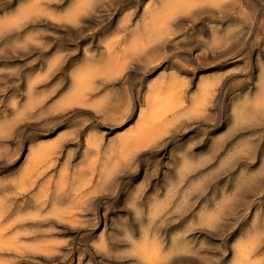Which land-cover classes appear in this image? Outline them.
<instances>
[{
	"label": "rangeland",
	"instance_id": "1",
	"mask_svg": "<svg viewBox=\"0 0 264 264\" xmlns=\"http://www.w3.org/2000/svg\"><path fill=\"white\" fill-rule=\"evenodd\" d=\"M77 1L0 0V264H236L241 241L251 250L248 261L264 264V0H223L220 7L195 3L172 19L175 30L168 40L148 45L123 72L112 73L109 68L133 42L145 12L165 0H81L86 7L72 18ZM87 63L102 69L94 89L80 103L65 102L76 71ZM153 81L162 82L161 94L175 100L160 125L151 123L146 130L139 118L152 111L147 94L153 93ZM205 83L212 97L207 107L192 112ZM256 100V110L244 115ZM135 135L140 142L126 160L110 151ZM106 168L110 175L102 177ZM23 173L33 175L36 184L20 193ZM45 187L43 205L34 199ZM57 190L63 196L58 203ZM66 218H79L80 226L76 220L72 229ZM1 239L7 242L1 245ZM134 240L135 246H156L154 258L146 262L134 255ZM21 241L19 248L15 244ZM28 245L36 246L31 253Z\"/></svg>",
	"mask_w": 264,
	"mask_h": 264
},
{
	"label": "bare ground",
	"instance_id": "2",
	"mask_svg": "<svg viewBox=\"0 0 264 264\" xmlns=\"http://www.w3.org/2000/svg\"><path fill=\"white\" fill-rule=\"evenodd\" d=\"M35 1H37V0H35ZM84 1V0H83ZM83 1H77V3H76V6H75V8H73V10H71V15H70V17H76L80 12H81V9L83 10V8H84V6L86 7V5H85V3L83 2ZM86 1V0H85ZM121 1V0H120ZM24 2V1H23ZM87 2H89V1H87ZM87 2H86V4H87ZM202 2H206V3H211V4H214V5H217L218 7H220V6H222V3H223V0H165L161 5H159V6H153V7H150L146 12H145V14H144V16H143V18H142V21L133 29V36H134V39H133V42L131 43V45L123 52V54L119 57V54H118V57H119V59L117 60V62H116V65L115 66H113V67H110L109 68V72L111 71V73L112 72H123V70H125V68L127 67V64L131 61V60H134L135 58H136V56H138L139 54H141L143 51H145L146 50V48H147V46L148 45H152V44H154L155 45V47H156V45H157V47H159V45L163 42V41H165L166 40V38H167V40H168V37L172 34V32L175 30L174 29V25H173V22H172V19L178 14V13H180V12H184V11H188V10H190V8L192 7V5L193 4H195V3H202ZM24 4V3H23ZM26 5V4H25ZM88 5V4H87ZM95 8V7H94ZM93 8V9H94ZM25 9V8H24ZM21 10V9H20ZM95 11V10H94ZM100 12V11H99ZM53 13V12H52ZM187 13V12H186ZM104 14V13H103ZM188 14V13H187ZM25 15V14H24ZM41 15V14H40ZM115 16V15H114ZM15 17V16H14ZM54 17V16H53ZM72 17V18H73ZM65 18V17H64ZM134 19V18H133ZM51 20H52V17H51ZM50 20V21H51ZM244 21V20H243ZM91 22V21H90ZM120 22H122V21H120ZM258 22V21H257ZM6 23H7V21H6ZM11 23V22H10ZM7 24H9V23H7ZM6 24V25H7ZM55 24V23H54ZM253 24V23H252ZM11 25V24H10ZM119 25H120V23H119ZM122 25H123V23H122ZM133 25V24H132ZM11 27V26H10ZM15 27V26H14ZM80 27H82V26H80ZM84 27V26H83ZM82 27V28H83ZM81 28V29H82ZM120 29V28H119ZM98 30V29H97ZM116 30H117V28H116ZM253 30V29H252ZM24 32V31H23ZM79 32V31H78ZM90 32V31H89ZM71 33V32H70ZM110 38V37H109ZM83 39V38H82ZM113 39V38H112ZM114 40V39H113ZM110 41H111V39H110ZM109 42V41H108ZM112 42V41H111ZM111 42H109V43H111ZM107 45H108V43H106ZM18 45V44H17ZM94 45H96V44H94ZM109 46V45H108ZM71 47V46H70ZM97 47V46H96ZM95 47V48H96ZM99 47V46H98ZM23 48V47H22ZM108 48V47H107ZM111 50H113V49H111ZM71 52V51H70ZM87 52V51H86ZM66 53V52H65ZM64 54V53H63ZM73 54V53H72ZM85 54V53H84ZM181 54V53H180ZM58 55V54H57ZM66 55V54H65ZM82 55V54H81ZM63 56V55H62ZM70 56V55H69ZM78 56V55H77ZM175 56V55H174ZM177 56V55H176ZM54 57V56H53ZM57 58H58V60H59V56H56ZM12 58V57H11ZM73 58V57H72ZM75 58H78V57H75ZM95 58V57H94ZM53 59H55V58H53ZM52 59V60H53ZM113 60V59H112ZM55 61V60H54ZM57 61V60H56ZM55 61V62H56ZM69 61V60H68ZM78 62V61H77ZM113 62V61H112ZM192 62H193V60H192ZM51 65V64H50ZM200 67V66H199ZM158 68V67H157ZM10 69V68H9ZM48 69H49V67H48ZM206 70V69H205ZM131 71V70H130ZM204 71V70H203ZM9 72V71H8ZM44 72V71H43ZM46 72H48V71H46ZM46 72H44V73H46ZM64 72H65V70H64ZM71 72V71H70ZM75 72V71H74ZM102 72V69H100L99 67H97V66H94L93 64H90V63H87L86 65H85V67H83L80 71H76V73H75V76H74V81H75V85H74V87H73V89L71 90V92L66 96V94H65V98H64V101L65 102H75V101H79V103H80V101L82 100H86V98L89 96V94L91 93V91L94 89V83H95V77H96V75L97 74H99V73H101ZM183 72V71H182ZM181 72V73H182ZM188 73V72H187ZM14 74V73H13ZM108 74V73H107ZM141 74V73H140ZM139 74V75H140ZM2 75V74H1ZM35 75V74H34ZM42 75V74H41ZM116 75V74H115ZM148 75V74H147ZM122 76V75H121ZM188 76V75H187ZM2 77H4V76H2ZM213 78V77H212ZM108 79V78H107ZM117 79V78H116ZM16 80V79H15ZM133 80V79H132ZM61 81V80H60ZM106 81V80H105ZM59 82V81H58ZM154 82V84H153V91H151V92H153L152 93V95L150 94V97L148 96V94H147V97H148V101H149V103H150V105H151V107H152V111H151V113L149 112V114H147L146 115V113H145V111L143 112L142 110V112L143 113H145V117L143 118V117H140L139 119H144V120H142L143 121V123L141 122V120H140V122L143 124V128L144 129H146L147 130V128H148V125L149 124H151V123H154V122H158V121H160V119H161V117H162V115H163V113L168 109V108H170V107H172L174 104V100H175V97L174 96H172V95H162L161 94V92H160V87L158 86L159 84L161 85V83L162 82H160V83H158V85L156 84L155 85V81H153ZM209 82V81H208ZM5 83V82H4ZM18 83V82H17ZM102 83V82H101ZM156 83H157V81H156ZM114 85H116V84H114ZM150 86H151V84H149ZM207 85H208V83L206 84H204L203 85V92H202V94L200 95V96H196L195 98H194V105L192 106V112H198L199 110H200V108H201V106L203 105V104H205L204 106H206V101H207V99H209V98H211L212 96H211V94H209V96H211V97H208V92H207ZM212 84H210L209 86H210V88L212 87L211 86ZM70 86V85H69ZM107 86V85H106ZM118 86V85H117ZM208 86V87H209ZM107 88V87H106ZM146 88V87H145ZM214 87H212V89H213ZM264 88V87H263ZM137 89V88H136ZM190 89V88H189ZM138 90V89H137ZM28 91V90H27ZM108 91V90H107ZM115 91V90H114ZM150 91V90H149ZM30 92V91H29ZM28 92V93H29ZM175 92V91H174ZM178 91H176V93H177ZM184 92V91H183ZM114 93V92H113ZM149 93V92H148ZM189 94V93H188ZM16 96H17V94H16ZM95 96H96V94H95ZM105 96H106V94H105ZM186 96H187V94H186ZM30 97V96H29ZM32 97V96H31ZM44 97V96H43ZM102 97H104V96H102ZM104 98H106V97H104ZM1 99V98H0ZM33 99V98H32ZM95 99V98H94ZM97 99H99V98H97ZM146 99V98H145ZM5 100V99H4ZM104 102H107V101H105L104 99H102ZM107 100H108V98H107ZM147 100V99H146ZM1 101V100H0ZM34 101V100H33ZM102 102V101H101ZM186 102V101H185ZM261 102V101H260ZM60 103V102H59ZM82 103V102H81ZM86 103V102H85ZM177 103H178V101H177ZM187 103V102H186ZM209 103V102H208ZM47 104V103H46ZM57 104V103H56ZM83 104V103H82ZM88 104V103H87ZM90 104H92V103H90ZM94 104V103H93ZM250 104L251 105H253L254 107H252V109H249V111L247 112V113H245L244 115H246V116H249V115H251V113L254 111V110H256V108H257V105H258V102H257V100L256 101H252V102H250ZM264 104V103H263ZM12 105V104H11ZM80 105V104H79ZM98 105H99V103H98ZM208 105V104H207ZM209 105H210V103H209ZM84 106H86V105H84ZM88 106V105H87ZM95 106H96V103H95ZM263 106V105H262ZM63 107V106H62ZM62 107H61V110H62ZM83 107V106H82ZM89 107V106H88ZM94 107V106H93ZM93 107H91V108H93ZM207 107V106H206ZM50 108V107H49ZM64 108V107H63ZM68 108V107H67ZM95 108L96 107H94L93 108V110H95ZM130 108V107H129ZM204 108V107H203ZM245 108V107H244ZM244 108L241 110V111H243L244 110ZM15 109V108H14ZM65 109V108H64ZM99 109V108H98ZM240 109V108H239ZM263 109V108H262ZM262 109H261V111H262ZM16 110V109H15ZM54 110V109H53ZM57 110V109H56ZM60 110V111H61ZM66 110V109H65ZM71 110V109H70ZM91 110V109H90ZM100 110V109H99ZM186 110V109H185ZM97 111V110H96ZM240 111V112H241ZM51 112V111H50ZM130 112V111H129ZM129 112H127V113H129ZM19 113V112H18ZM202 113V112H201ZM242 113V112H241ZM16 114V113H15ZM19 114H21V113H19ZM48 114V113H47ZM57 114H59V113H57ZM99 114V113H98ZM243 114V113H242ZM51 115V114H50ZM55 115V114H54ZM79 115V114H78ZM88 115V114H87ZM134 115V114H133ZM138 115H142V114H138ZM179 115V114H178ZM16 116H19L18 114L16 115ZM21 116V115H20ZM19 116V117H20ZM184 116V115H183ZM201 116V115H200ZM241 116V115H240ZM36 117H39V116H36ZM185 117V116H184ZM187 117V116H186ZM251 117H253V115L252 116H250V118ZM45 118V117H44ZM69 118V117H68ZM73 118V117H72ZM243 118V117H242ZM248 118V117H247ZM246 118V119H247ZM18 119V118H17ZM16 119V120H17ZM93 119V118H92ZM94 120V119H93ZM92 120V121H93ZM163 120V119H162ZM260 120V119H259ZM66 121V120H65ZM69 121V120H68ZM252 121V120H251ZM261 121V120H260ZM18 122V121H17ZM70 122V121H69ZM98 122V121H97ZM0 123H2V122H0ZM16 123V122H15ZM93 123V122H92ZM100 123V122H99ZM159 124H158V126L160 125V122H158ZM127 124H128V122H127ZM162 124V123H161ZM67 125V124H66ZM155 125V124H154ZM1 127L3 126V125H0ZM12 126V125H11ZM64 126V125H63ZM74 126V125H73ZM17 127V126H16ZM59 127V126H58ZM69 127V126H68ZM131 127V126H130ZM161 127V126H160ZM165 127V126H164ZM15 128V127H14ZM94 128V127H93ZM121 128V127H120ZM141 128V127H140ZM3 129H5V128H3ZM60 129V128H59ZM65 129V128H64ZM68 129V128H67ZM84 129H86V128H84ZM100 129V128H99ZM160 129V128H159ZM165 128H163V130H164ZM8 130H9V128H8ZM29 130V129H28ZM55 130H57V128L55 129ZM131 130V129H130ZM142 130V129H141ZM3 131V130H2ZM143 131V130H142ZM13 132V131H12ZM71 132V131H70ZM101 132V131H100ZM146 132V131H145ZM160 132V131H159ZM48 133V132H47ZM46 133V134H47ZM65 133V132H64ZM105 133V132H104ZM147 133V132H146ZM161 133V132H160ZM53 134V133H52ZM164 134V133H163ZM162 134V135H163ZM26 135V134H25ZM76 135V134H75ZM74 135V136H75ZM126 135V134H125ZM4 136V135H3ZM48 136V135H47ZM60 136V135H59ZM73 136V135H72ZM136 136V135H135ZM146 136V135H145ZM5 137V136H4ZM65 137V136H64ZM150 137V136H149ZM154 137V136H153ZM153 137H152V139H153ZM163 137V136H162ZM8 138V137H7ZM44 138V137H43ZM68 138V137H67ZM88 138H90V137H88ZM87 138V139H88ZM95 138H97V137H95ZM98 138H102L101 140L103 141L104 139H103V136L102 137H98ZM133 138V139H132ZM140 137H138L137 138V136L136 137H134V136H132L131 137V139H129V140H122V141H120V143H118V145H113V144H110L112 147H110L111 148V150L110 151H113V152H117V154L118 155H121L124 159H125V156H127L135 147H138V143L140 142V139H139ZM155 138H157V136L155 137ZM70 139V138H69ZM68 139V140H69ZM91 139V138H90ZM139 139V140H138ZM151 139V140H152ZM40 140V139H39ZM53 140H55V139H53ZM58 140V139H57ZM70 140H72V139H70ZM69 140V141H70ZM96 140V139H95ZM101 140H99V141H101ZM111 140V139H110ZM109 140V141H110ZM143 140V139H142ZM99 141H96V142H99ZM113 141V140H112ZM144 141V140H143ZM148 142V141H147ZM146 142V143H147ZM86 143V142H85ZM89 143V142H88ZM87 143V144H88ZM103 143V142H102ZM109 143V142H108ZM110 143H112L111 141H110ZM67 144V143H66ZM76 144V143H75ZM68 145H70V144H68ZM67 145V146H68ZM89 145V144H88ZM91 145H92V143H91ZM101 145V144H100ZM99 145V146H100ZM53 146V145H52ZM60 146V145H59ZM95 146H96V144H95ZM97 146H98V144H97ZM102 146V145H101ZM41 147V146H40ZM66 147V146H65ZM107 147V146H106ZM109 147H107V148H109ZM91 148V147H90ZM97 148V147H96ZM99 148V147H98ZM101 148H103V146L101 147ZM105 148V147H104ZM28 149V148H27ZM56 149V148H55ZM65 149V148H64ZM145 149V148H144ZM32 150V149H31ZM42 150H44L45 151V148L44 149H42ZM67 150V149H66ZM69 150V149H68ZM143 150V149H142ZM1 151V150H0ZM36 151H38V150H35V152ZM73 151H74V149H73ZM77 151V150H76ZM102 151V150H101ZM104 151V150H103ZM34 152V151H33ZM34 152V153H35ZM106 152H108V151H106ZM115 152V153H116ZM30 153H32V151L30 152ZM37 153V152H36ZM43 153V155H45V153L44 152H42ZM50 153V152H49ZM105 154H107V153H105ZM1 155V154H0ZM32 155V154H31ZM41 155L42 154H39V157H41ZM102 155V154H101ZM112 155V154H111ZM144 155V154H143ZM38 156V155H37ZM37 156L35 155V158H37ZM51 156H52V154H51ZM54 156V155H53ZM52 156V157H53ZM98 157L100 156V155H97ZM32 157V156H31ZM31 157H29V158H31ZM42 157H44V156H42ZM46 157H48V156H46ZM94 157V156H93ZM103 157H104V154H103ZM111 157V156H110ZM113 157V156H112ZM111 157V158H112ZM115 157V156H114ZM121 157V159L123 160V158ZM45 158V157H44ZM78 158V157H77ZM95 158V157H94ZM100 158V157H99ZM117 158V157H116ZM127 158V157H126ZM28 159V158H27ZM41 159V158H40ZM46 159V158H45ZM48 159V158H47ZM55 159V158H54ZM107 159H109V158H107ZM106 159V160H107ZM114 160H115V158H113ZM39 160V159H38ZM37 160V161H38ZM42 160V159H41ZM40 160V161H41ZM61 160V159H60ZM95 160H97V158L95 159ZM113 160V161H114ZM126 160V159H125ZM127 160H129V159H127ZM7 161V160H6ZM30 161V160H29ZM33 161V160H32ZM36 161V162H37ZM50 161V160H49ZM88 161H90V160H88ZM104 161H105V159H104ZM116 161V160H115ZM118 161V160H117ZM116 161V162H117ZM120 161V160H119ZM17 162V161H16ZM35 162V161H34ZM33 162V163H34ZM42 162H43V160H42ZM41 162V163H42ZM45 162H47V161H45ZM44 162V163H45ZM54 162V161H53ZM92 162L93 163H96V162H94L93 160H92ZM92 162L91 163H89V166L90 165H92ZM108 162H110L109 160H108ZM23 163V162H22ZM33 163H32V165H33ZM39 163L40 165H42V164H44V163ZM58 163V162H57ZM103 163H106V162H103ZM128 163H129V161H128ZM36 164V163H35ZM109 164V163H108ZM107 164V165H108ZM121 164V163H120ZM119 164V162H118V165H120ZM23 165V164H22ZM115 165H117V163L115 164ZM127 165V164H126ZM28 166V165H27ZM37 166V165H36ZM60 166V165H59ZM67 166V165H66ZM66 166H65V168H66ZM81 166V165H80ZM85 166V165H84ZM96 166V165H95ZM94 166V167H95ZM113 166V165H112ZM6 167V166H5ZM46 167V166H45ZM44 167V168H45ZM49 167V166H48ZM48 167H46V169L48 168ZM58 167V166H57ZM93 167V166H92ZM108 167V166H107ZM111 167V166H110ZM18 168V167H17ZM27 168V167H26ZM28 168H30L29 166H28ZM82 168V167H81ZM90 168V170H91V167H89ZM112 168V167H111ZM111 168H109V169H107L106 168V170L104 171V175H102V177H104L105 175H110L109 173L111 172ZM116 167L114 166L112 169H115ZM118 168V167H117ZM116 168V169H117ZM12 169V168H11ZM19 169V168H18ZM17 169V170H18ZM32 169V168H31ZM49 169H51V168H49ZM58 169V168H57ZM79 169H80V167H79ZM94 169V168H93ZM116 169L114 170V171H116ZM125 169V168H124ZM25 170H27V169H25ZM42 170H45V169H42ZM41 170V171H42ZM52 170V169H51ZM64 170V169H63ZM67 170V169H66ZM101 170V169H100ZM28 171H30V170H28ZM62 171V170H61ZM92 171V170H91ZM90 171V172H91ZM101 171H103V170H101ZM113 171V170H112ZM27 171H25L24 173H26ZM44 172V171H43ZM70 172H71V170H70ZM12 173V172H11ZM23 173V174H24ZM29 173V172H28ZM27 173V174H28ZM41 173V172H40ZM53 173V172H52ZM61 173V172H60ZM59 173V174H60ZM64 173V172H63ZM69 173V172H68ZM67 173V171H66V175L68 174ZM81 173H82V171H81ZM94 172H91V174H93ZM103 173V172H102ZM101 173V174H102ZM116 172H113L112 174H115ZM15 174V173H14ZM38 174V173H37ZM36 174V175H37ZM90 174V173H89ZM112 174H111V176H110V178L112 177L113 178V176H112ZM12 175V174H11ZM25 175V174H24ZM36 175H35V177H36ZM41 175L42 174H40L39 175V177H41ZM116 175V174H115ZM185 175V174H184ZM10 176V175H9ZM31 176H33V175H31ZM31 176H29V175H25L22 179H20V178H18V180L19 181H21V185H20V193L21 192H27V191H29V189H31L32 190V187L36 184V180H34V178H32ZM62 176V175H61ZM121 176V175H120ZM44 177V176H43ZM52 177H53V175H52ZM51 177V178H52ZM73 177V176H72ZM12 178V177H11ZM50 178V179H51ZM82 178V177H81ZM85 177L83 176V178L82 179H84ZM111 178V179H112ZM37 179V178H36ZM73 179H75V178H73ZM104 180H106V179H104ZM19 181H18V184H16V183H14L15 185H19ZM39 181V180H38ZM52 181V180H51ZM57 181V180H56ZM82 181H85V180H82ZM89 181V180H88ZM14 182H17V181H14ZM44 182V181H43ZM49 182V181H48ZM64 182V180L62 181V183ZM87 182V181H86ZM65 183H66V181H65ZM64 183V185H65V187L64 188H66V184ZM106 182H104V184H105ZM13 184V186H15ZM46 184V183H45ZM44 184V185H45ZM48 184V183H47ZM71 184V183H70ZM86 184V183H85ZM87 185H88V183H87ZM106 185V184H105ZM108 185V184H107ZM77 186H78V184H77ZM76 186V187H77ZM102 185H100V188H102L103 187V189H104V187L105 186H102ZM49 187V186H48ZM75 187V186H74ZM85 187V185L83 186V188ZM98 187V186H97ZM96 187V188H97ZM69 188V187H68ZM83 188H81L82 190H83ZM99 188V189H100ZM140 188V187H139ZM58 189V188H57ZM77 189H80V185H79V187H77ZM98 189V188H97ZM97 189H95V190H97ZM102 189V190H103ZM136 189H138V188H136ZM41 190H42V188H41ZM59 190L61 191L62 190V186H61V188H59ZM94 190V189H93ZM39 191H40V189H39ZM47 191H48V188L46 189V187L42 190V191H40V192H42L41 193V196L40 195H38L40 198H39V200H38V198L37 199H34V200H37V201H39V203L41 202L43 205H44V202H46V196H47ZM60 191H58L57 190V194H56V201H57V203L58 202H60V200L59 199H63V196H62V194H60ZM68 191H69V189H68ZM78 190H76V193L74 192V194H77L78 192H77ZM106 191V190H105ZM138 191V190H137ZM14 192L15 191H13V194H14ZM17 192H18V190H17ZM94 192V191H93ZM97 191H95V193H96ZM68 193V192H67ZM70 193H72V192H70ZM70 193H69V195H70ZM82 193V192H81ZM90 193V192H89ZM98 194L97 195H99V192H97ZM136 193V192H135ZM9 194V193H8ZM40 194V193H39ZM86 194V193H85ZM92 194V193H91ZM5 195H6V192H5ZM50 195V194H49ZM54 195V194H53ZM65 195H66V193H65ZM96 195V196H97ZM131 195V194H130ZM129 195V196H130ZM13 196V195H12ZM62 196V197H61ZM90 196V195H89ZM95 196V197H96ZM106 196V195H105ZM50 197H51V195H50ZM54 197V196H53ZM80 197V196H79ZM86 197V196H85ZM92 197V196H91ZM134 197V196H133ZM160 197V196H159ZM10 198H11V195H10ZM32 198H36V196L35 197H33L32 196ZM67 198V197H66ZM74 198H76L75 196H74ZM78 198V197H77ZM84 198V196H82V198L81 199H83ZM92 198H94V196L92 197ZM155 198V197H154ZM153 198V199H154ZM81 199L80 200H77V204L79 203V202H81ZM86 199H87V197H86ZM85 198H84V200H86ZM72 200V199H71ZM70 200V201H71ZM106 200V199H105ZM75 201V200H74ZM72 202H73V200H72ZM86 202V201H85ZM90 202V201H89ZM185 202V201H184ZM36 203V202H35ZM34 203V204H35ZM38 203V204H39ZM70 203V202H69ZM75 203H76V201H75ZM37 204V203H36ZM37 204V205H38ZM46 204V203H45ZM71 204V203H70ZM80 204V203H79ZM155 204V203H154ZM8 205V204H7ZM61 205V204H60ZM60 205H58L59 207H60ZM72 206L74 205L75 206V204L74 203H72L71 204ZM82 205V204H81ZM90 205V204H89ZM135 205V204H134ZM1 206V205H0ZM55 206V205H54ZM57 205H56V207H58ZM66 206V205H65ZM83 206V205H82ZM93 206V205H92ZM153 206V205H152ZM36 207V206H35ZM48 207V206H47ZM67 207H68V205H67ZM67 207H64V209L66 208L67 209ZM85 207V206H84ZM136 208V207H135ZM150 208V207H149ZM156 208V207H155ZM35 209V208H34ZM58 209V208H57ZM65 209V210H66ZM2 210V209H1ZM56 210V209H55ZM59 210V209H58ZM58 210L56 211V213L57 214H60V213H65V212H60V213H58ZM64 210V211H65ZM68 210V209H67ZM137 210V209H136ZM151 210H152V208H151ZM150 210V211H151ZM14 211V210H13ZM28 211V210H27ZM39 211V210H38ZM155 211V210H154ZM216 211V210H215ZM214 211V212H215ZM3 212V211H2ZM8 212V211H7ZM40 213H41V211H39ZM68 212V211H67ZM75 212H77V211H75ZM82 212V211H81ZM80 212V213H81ZM147 212V211H146ZM152 212V211H151ZM150 212V213H151ZM4 213V212H3ZM9 213V212H8ZM30 213H32V211L30 212ZM47 213H48V211H47ZM52 213H53V211H52ZM96 213H97V209H96ZM149 213V212H148ZM161 213V212H160ZM17 214H19V213H17ZM33 214H36V212L35 213H32V214H30V216L31 215H33ZM76 214V213H75ZM212 214V213H211ZM216 214V213H215ZM0 215H2L1 213H0ZM27 215V214H26ZM25 215V217L27 218V216ZM38 215V214H37ZM44 215H47L48 216V214H44ZM66 215H68V214H66ZM70 216H71V214H69ZM74 215V214H73ZM151 215V214H150ZM204 215V214H203ZM207 215V214H206ZM3 216V215H2ZM15 216V215H14ZM29 216V215H28ZM30 216H29V218H30ZM34 217H35V215H33ZM43 216V215H42ZM41 216V217H42ZM47 216H45L46 218L45 219H47L48 217ZM54 216V215H53ZM69 216V217H70ZM86 216V215H85ZM92 216V215H91ZM1 217V216H0ZM22 217V216H21ZM39 217V216H38ZM40 217V219L41 220H44V219H42ZM52 216H50L49 218H51ZM58 217V216H57ZM57 217H55V218H57ZM63 217H64V214H63ZM62 217V219H64ZM68 217V216H67ZM149 217V216H148ZM199 217H201V216H199ZM218 217V216H217ZM14 218V217H13ZM16 218V217H15ZM20 218V217H19ZM54 218V217H53ZM72 218V217H71ZM83 218V217H82ZM208 218V217H207ZM17 219V218H16ZM31 219H33V221L35 222V218H31ZM58 219V218H57ZM60 219V218H59ZM79 219V218H78ZM78 219H76V220H78ZM81 219V218H80ZM206 219V217L204 218V220ZM209 219V218H208ZM1 220V219H0ZM14 220V219H13ZM18 220V219H17ZM24 220V219H23ZM28 220V219H27ZM26 220V221H27ZM54 220V219H53ZM75 220V219H74ZM73 220V221H74ZM75 220V221H76ZM86 220V219H85ZM150 220V219H149ZM212 220V219H211ZM217 220V219H216ZM22 221V220H21ZM25 221V220H24ZM29 221H30V219H29ZM44 221H46V220H44ZM62 221H64V220H62ZM61 221V222H62ZM66 221L68 222L69 221V223L68 224H72V223H74V222H71L72 220H70V219H67L66 218ZM206 221H208V220H206ZM205 221V222H206ZM78 222H79V220L77 221V222H75V223H77L78 224ZM80 222H82V220L80 221ZM85 222V221H84ZM89 222V221H88ZM208 222H210V220L208 221ZM11 223V222H10ZM10 223H8V227H9V229H7L8 231L9 230H11L10 229ZM12 223H14V222H12ZM18 223V222H17ZM58 223H60V222H58ZM57 223V224H58ZM65 223V222H64ZM86 223V222H85ZM202 223H204L203 221H202ZM217 223V222H216ZM21 224V223H20ZM37 224V223H36ZM35 224V225H36ZM210 224H212V223H210ZM215 224V223H214ZM2 225V224H1ZM23 225V224H22ZM25 225V224H24ZM47 225V224H46ZM79 225V224H78ZM5 226V225H4ZM3 226V227H4ZM72 226L73 227H75V225H70V227L72 228ZM77 226V225H76ZM80 226V225H79ZM15 227V226H14ZM25 227V226H24ZM44 227V226H43ZM58 227V226H57ZM78 227V226H77ZM82 227H84V226H82ZM82 227H81V229H82ZM4 228H6V227H4ZM20 228V227H19ZM28 228H30L29 226H28ZM51 228V227H50ZM85 228V227H84ZM33 229H35V228H33ZM32 229V230H33ZM73 229V228H72ZM36 230V229H35ZM44 231H47L48 232V230L46 229H43ZM51 232H54L53 231V229L51 228ZM62 230V229H61ZM71 230V229H70ZM146 230V229H145ZM4 231V230H3ZM2 231V232H3ZM6 231V230H5ZM37 231V230H36ZM41 231H42V229H41ZM66 231V230H65ZM147 231H148V228H147ZM2 232H0V234H2ZM15 232V231H14ZM38 232L40 233V230L38 229ZM46 232V233H47ZM27 233H28V235L30 234V232H27L26 231V235H27ZM36 233V232H35ZM49 233H50V231H49ZM145 233H146V231H145ZM144 233V234H145ZM16 233H14V235H15ZM17 234H19L20 235V233H17ZM257 234V233H256ZM23 235V234H22ZM59 235V234H58ZM146 235V234H145ZM150 235V234H149ZM249 235V234H248ZM247 235V236H248ZM9 236V235H8ZM24 236V235H23ZM47 236V235H46ZM50 236V235H49ZM102 236V235H101ZM144 236V235H143ZM6 237V236H5ZM42 237H43V235H42ZM41 237V238H42ZM53 237H55V236H53ZM249 237V236H248ZM252 237V236H251ZM257 237V236H256ZM259 237V236H258ZM3 238H4V235H3ZM11 238H12V236H11ZM95 238V237H94ZM102 238V237H101ZM142 238V237H141ZM144 238V237H143ZM5 239H7V238H5ZM5 239H1L2 241H1V245H2V242H3V240H5ZM10 239V238H9ZM8 239V240H9ZM15 239H17L16 238V235H15ZM19 239V238H18ZM103 239V238H102ZM128 239H129V237H128ZM155 239V238H154ZM254 239V238H253ZM11 240H14V239H11ZM43 239H41V242H43L42 241ZM51 240V239H50ZM57 239H55V241H56ZM130 240V239H129ZM145 240H147V238L145 239ZM251 240V239H250ZM250 240H248V242L250 241ZM255 241H257V240H259V239H254ZM254 240H252V241H254ZM46 241H49L48 239L46 240ZM58 242H59V240H57ZM142 241V240H141ZM152 243H153V241L152 240H150ZM4 242H7L6 240L4 241ZM9 242V241H8ZM11 242V241H10ZM39 242V241H38ZM51 242H53V241H51ZM64 242V241H63ZM63 242L62 243H60L61 245H65V244H63ZM66 242V241H65ZM96 242V241H95ZM140 242V241H139ZM142 242H144V241H142ZM146 242V241H145ZM145 242H144V244H145ZM251 242V241H250ZM249 242V243H250ZM17 244H15V245H17L18 247H19V243H22V241L21 242H16ZM33 243V242H32ZM35 243H37V242H34V244ZM49 243H50V241H49ZM102 243V242H101ZM134 245L131 247L132 248V250L134 249L133 247L136 245V243L137 242H135V240H134ZM150 243V242H149ZM148 242H147V245H145V246H138L139 244H137V246H135V247H137L136 249H137V254H135L134 252H132V254L134 253V255H138V256H141L142 257V259L144 258V259H146L145 261L147 262L148 260L147 259H150V260H152L151 258L154 256V255H156V250L155 249H152L153 247H156V246H149L148 244H149ZM246 242L244 241L243 243H242V241L239 243L238 242V247H236V250H238V259H237V263L236 264H257L256 262H253V263H251V262H249L248 261V256H249V253H250V248L248 247V245L247 244H245ZM253 243V242H252ZM255 243V242H254ZM8 244V243H7ZM7 244H4V245H7ZM10 244V243H9ZM12 244V243H11ZM10 244V246H11V248H12V246L14 247V244L13 245H11ZM24 244H26V243H24ZM28 244V243H27ZM29 244H31V243H29ZM45 244H46V242H45ZM45 244H38L39 245V247H40V245H42V246H44ZM57 244H59V243H57ZM143 244V243H142ZM153 244H156L155 243V241H154V243ZM153 244H151V245H153ZM3 245V246H4ZM22 245V244H21ZM31 245H33V244H31ZM36 245V244H35ZM47 245V244H46ZM50 245V244H49ZM49 245H48V247H49ZM55 245V244H54ZM94 245V244H93ZM97 245V244H96ZM101 245V244H100ZM102 245H105V244H102ZM101 245V246H102ZM130 245H132L131 244V242H130ZM141 245V244H140ZM234 245H236V244H234ZM10 246H6V248H9ZM25 245H23V247H24ZM29 246V245H28ZM37 246V245H36ZM36 246H34V247H36ZM53 246V245H52ZM75 246V245H74ZM101 246H97V247H101ZM157 246H158V244H157ZM181 246V245H180ZM0 247H2V246H0ZM5 247V246H4ZM17 247V248H18ZM22 247V248H23ZM33 246H29V248L28 247H26L28 250H30L31 248H33V250L35 249ZM47 247V246H46ZM102 247H104V246H102ZM101 247V248H102ZM3 248V247H2ZM5 248V249H6ZM15 248V247H14ZM13 248V249H14ZM20 248V247H19ZM25 248V247H24ZM23 248V249H24ZM44 248V247H43ZM43 248H41L40 247V249H43ZM50 248V247H49ZM57 248H58V246H57ZM100 248V250H102ZM159 248V247H158ZM238 248V249H237ZM16 249V248H15ZM39 248H37V250H38ZM38 250L37 251V253L39 252V254L41 253V252H43L42 250ZM46 249V248H45ZM74 249H75V247H74ZM105 249H106V247H105ZM136 249H135V251H136ZM251 249H253L252 247H251ZM9 250H10V248H9ZM8 250V251H9ZM25 250V249H24ZM32 250V249H31ZM31 250H30V253H31ZM32 250V251H33ZM48 250V249H47ZM50 251H52L51 249H49ZM49 250L47 251L48 253H47V255H50L51 253L49 252ZM131 249H130V252L132 251ZM160 250V249H159ZM7 251V250H6ZM19 251H20V249H19ZM18 251V252H19ZM127 251V250H126ZM129 251V250H128ZM162 251V250H161ZM160 251V252H161ZM16 252H17V250H16ZM18 252H17V254H18ZM21 252V251H20ZM27 252V251H26ZM54 253H56L55 251H53ZM64 252V251H63ZM139 252V253H138ZM159 252V253H160ZM78 253V252H77ZM162 253V252H161ZM160 253V254H161ZM19 254H22V252L21 253H19ZM43 254H46V252H45V250H44V253H42V256H43ZM53 254V253H52ZM58 254H59V251H58ZM62 254V253H61ZM80 254V253H79ZM56 255V254H55ZM130 255H131V253H130ZM157 255H158V253H157ZM236 256H237V254H235ZM45 256V255H44ZM159 256H161V255H159ZM50 257H52L51 255H50ZM59 257V256H58ZM141 257H139L138 259L140 260V258ZM35 258V257H34ZM137 258V257H136ZM154 258V257H153ZM159 258V257H158ZM161 258H162V256H161ZM25 259V258H24ZM31 259V258H30ZM35 259H37V258H35ZM52 259V258H51ZM82 259V258H81ZM263 259V258H262ZM17 260V259H16ZM28 260V259H27ZM34 260V259H33ZM49 260V259H48ZM80 260V259H79ZM149 260V261H150ZM155 260V259H154ZM254 260H256V258L254 259ZM259 260H261V259H259ZM36 261V260H35ZM57 261V260H56ZM141 262H142V260H140ZM156 261V260H155ZM154 261V262H155ZM161 261V260H160ZM5 262H6V260H5ZM5 262H3V263H5ZM44 262H45V260H44ZM63 262V261H62ZM151 263H153L152 261H150ZM150 262H149V264H150ZM1 263V262H0ZM47 263H49V262H47ZM53 263V262H52ZM65 264V263H64ZM148 264V263H147ZM156 264V263H155ZM232 264H234V262L232 263Z\"/></svg>",
	"mask_w": 264,
	"mask_h": 264
}]
</instances>
